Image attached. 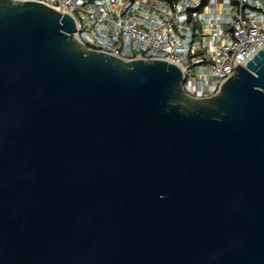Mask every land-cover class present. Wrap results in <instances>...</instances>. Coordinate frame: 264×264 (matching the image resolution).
I'll use <instances>...</instances> for the list:
<instances>
[{
  "label": "water",
  "instance_id": "1",
  "mask_svg": "<svg viewBox=\"0 0 264 264\" xmlns=\"http://www.w3.org/2000/svg\"><path fill=\"white\" fill-rule=\"evenodd\" d=\"M0 0V264H264V47L217 95Z\"/></svg>",
  "mask_w": 264,
  "mask_h": 264
},
{
  "label": "built area",
  "instance_id": "2",
  "mask_svg": "<svg viewBox=\"0 0 264 264\" xmlns=\"http://www.w3.org/2000/svg\"><path fill=\"white\" fill-rule=\"evenodd\" d=\"M32 1V0H22ZM75 19L87 47L178 65L193 99L217 95L264 47V0H34Z\"/></svg>",
  "mask_w": 264,
  "mask_h": 264
}]
</instances>
